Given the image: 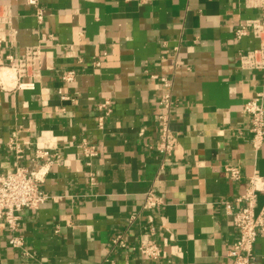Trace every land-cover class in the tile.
Wrapping results in <instances>:
<instances>
[{
	"label": "crops",
	"instance_id": "crops-1",
	"mask_svg": "<svg viewBox=\"0 0 264 264\" xmlns=\"http://www.w3.org/2000/svg\"><path fill=\"white\" fill-rule=\"evenodd\" d=\"M37 2L42 21L28 0H0V56L40 53L34 89L1 73L0 172L38 167L39 150L61 161L41 186L52 198L19 212L21 248L0 222V264H231L225 202L237 208L250 178L264 180V138L255 148L243 108L264 96V75L240 62L259 42L236 37L261 17L259 0ZM161 117L176 139L165 158ZM14 134L21 158L7 146ZM150 189L163 204L147 210ZM146 241L160 260L140 253ZM254 253L264 264V232Z\"/></svg>",
	"mask_w": 264,
	"mask_h": 264
},
{
	"label": "built area",
	"instance_id": "built-area-1",
	"mask_svg": "<svg viewBox=\"0 0 264 264\" xmlns=\"http://www.w3.org/2000/svg\"><path fill=\"white\" fill-rule=\"evenodd\" d=\"M28 3L37 9L36 16L39 21L44 18V12L38 7L37 0H28ZM261 17L256 20H250L241 23L236 30L238 39L247 35H252L258 40L257 48L246 52L240 56L243 69L261 71L264 75V0H259ZM40 58L39 51L28 50L19 61L14 60L12 56H0V86L1 73L5 70L13 71L15 87L19 89H34L35 79L38 77L39 69L37 67ZM8 61V63H6ZM74 72H68L64 80L72 81ZM166 106L170 105V96L165 98ZM107 108V104L102 105ZM244 112L248 115L251 131L253 134V144L259 148L264 138V96L258 95L245 103ZM162 134L157 146V150L165 157L171 155L176 147V139L172 134L168 120L161 117ZM9 149L17 153V158L22 157L23 149L17 143V135L14 134L7 144ZM1 152V147H0ZM83 154L86 157L95 156L92 148L85 147ZM37 161L40 164L36 168L28 169L18 167L15 171L9 173L0 172V222L6 229L12 233L9 243L15 248H21L24 244L23 237L18 235L20 229L21 217L19 212L23 210H37L52 197L41 190L51 166L61 161L58 153L51 155L50 152L39 150L36 153ZM227 171L232 179L237 180L241 174L238 168L228 166ZM94 178L91 177V181ZM264 180L259 176L250 178L247 192L236 199L239 205L235 208L232 203L225 202L227 213L232 216L237 230V237L230 251L232 258L231 264H254L255 253L254 245L258 235L264 232V209L256 214L257 196L263 190ZM163 204L162 199L153 189L145 193L144 209L158 208ZM115 245L125 246L124 241L119 237L114 240ZM140 253L150 259L158 261L162 257V250L158 244L153 241H146L139 247Z\"/></svg>",
	"mask_w": 264,
	"mask_h": 264
},
{
	"label": "rangeland",
	"instance_id": "rangeland-1",
	"mask_svg": "<svg viewBox=\"0 0 264 264\" xmlns=\"http://www.w3.org/2000/svg\"><path fill=\"white\" fill-rule=\"evenodd\" d=\"M7 73H9L10 75L12 74L13 75V71H10V70H5Z\"/></svg>",
	"mask_w": 264,
	"mask_h": 264
}]
</instances>
